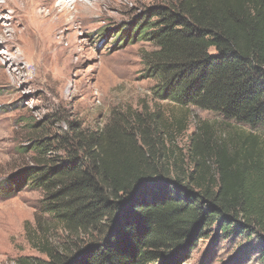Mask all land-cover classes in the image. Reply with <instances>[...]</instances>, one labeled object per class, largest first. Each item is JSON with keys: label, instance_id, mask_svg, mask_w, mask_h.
<instances>
[{"label": "trees", "instance_id": "1", "mask_svg": "<svg viewBox=\"0 0 264 264\" xmlns=\"http://www.w3.org/2000/svg\"><path fill=\"white\" fill-rule=\"evenodd\" d=\"M165 1L137 15L129 33L152 47L141 72L153 95L216 113L246 135L215 148L200 139L188 173L139 114L39 137L25 148L33 163L2 193L41 191L66 236L58 246L42 239L45 259L18 264H183L211 235L246 236L235 264H264V0Z\"/></svg>", "mask_w": 264, "mask_h": 264}, {"label": "rangeland", "instance_id": "2", "mask_svg": "<svg viewBox=\"0 0 264 264\" xmlns=\"http://www.w3.org/2000/svg\"><path fill=\"white\" fill-rule=\"evenodd\" d=\"M161 4L166 1L77 0L72 14L61 19L65 26L75 24L76 30H64L76 33L74 42L28 44L30 34L16 25L18 8L0 0V264H18L20 257L45 259L41 240L58 246L66 236L43 210L41 191L26 185L13 194L2 193L10 176L33 163L34 152L25 148L39 137L69 131L71 125L85 132L98 130L113 112L139 114L144 125L166 139L164 155L188 173L197 160L193 147L200 139L215 148L246 135V127L216 113L153 95L154 81L141 72L142 51L152 47L129 38V33L137 15ZM171 174L175 177L177 171ZM247 241L246 236L199 239L183 264H235Z\"/></svg>", "mask_w": 264, "mask_h": 264}, {"label": "bare ground", "instance_id": "3", "mask_svg": "<svg viewBox=\"0 0 264 264\" xmlns=\"http://www.w3.org/2000/svg\"><path fill=\"white\" fill-rule=\"evenodd\" d=\"M10 3L18 8L17 11L15 9L17 13L16 25L20 26L21 32L26 31L30 34L28 44L38 42L55 44L63 40H68L72 43L76 40V33H64V30H76L75 24L69 22L65 26L64 23H61V19L72 14V9L77 6V0H5V4L9 5ZM43 8L47 10L45 11ZM4 24L7 28V33L10 34L11 26L7 21ZM8 41L15 42L17 40L8 37Z\"/></svg>", "mask_w": 264, "mask_h": 264}]
</instances>
